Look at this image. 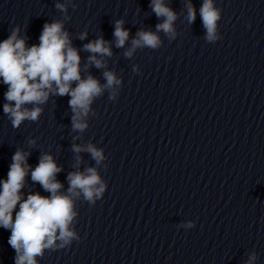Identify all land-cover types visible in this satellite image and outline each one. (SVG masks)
<instances>
[{
    "label": "clouds",
    "instance_id": "9594fccd",
    "mask_svg": "<svg viewBox=\"0 0 264 264\" xmlns=\"http://www.w3.org/2000/svg\"><path fill=\"white\" fill-rule=\"evenodd\" d=\"M57 2L55 7L66 19L68 4ZM76 5H73L75 9ZM149 7L161 20L151 29H140L131 39L130 46L123 55L131 59L137 49L157 50L162 45L159 33L163 32L171 42L176 39L175 22L178 14L166 3V0H151ZM186 20L193 24L196 9L191 0H185ZM202 25L205 29L204 39L215 43L222 39L218 33L221 10L214 0H203L199 9ZM124 20L114 22L113 36L115 47L124 48L129 41L130 32L124 27ZM250 26V24H249ZM20 27L12 29L7 39L0 42V81L7 85L4 92L3 113L14 128H19L24 121L37 122L43 113L44 105L50 96H69L72 112L71 125L74 132L83 133L88 128L87 117L93 102L105 91L109 100H116L121 86V79L115 71L108 70L106 58L113 56L112 44L100 36L83 45V50L90 53L87 62L81 64L80 50L73 46L69 32L65 30L64 20L45 22L39 36V44L27 45V35H20ZM87 38V32L79 35L80 40ZM94 66L104 69L102 75L105 83L93 76L88 69ZM87 72V75L82 73ZM133 72H138L133 66ZM75 85V86H73ZM79 139V137H74ZM28 144L35 146L36 141L29 139ZM75 153L73 171L68 173V187L57 179L63 169L58 166L53 155L42 153L39 163L32 168L28 163L30 152L17 148L12 156L6 179H0V227L10 230L8 244L15 250V264H39L46 250L56 251L70 247L81 237L76 231L78 217L77 202L83 198L90 206L100 200L107 188L99 169L107 165L104 150L91 142L86 145L72 144ZM81 152H87L95 161V166L81 170L83 163ZM33 183H38L48 196L39 192H30L25 198L22 191L29 175ZM19 207L18 211H15ZM15 211V218L13 213ZM193 221L179 227L192 228ZM257 254L252 252L246 264H255Z\"/></svg>",
    "mask_w": 264,
    "mask_h": 264
}]
</instances>
